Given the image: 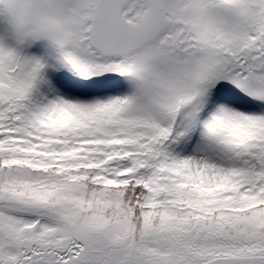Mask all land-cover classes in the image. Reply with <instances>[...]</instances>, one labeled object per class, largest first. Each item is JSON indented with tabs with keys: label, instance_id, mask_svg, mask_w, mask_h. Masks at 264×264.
I'll return each instance as SVG.
<instances>
[{
	"label": "snow or ice",
	"instance_id": "1",
	"mask_svg": "<svg viewBox=\"0 0 264 264\" xmlns=\"http://www.w3.org/2000/svg\"><path fill=\"white\" fill-rule=\"evenodd\" d=\"M0 264H264V0H0Z\"/></svg>",
	"mask_w": 264,
	"mask_h": 264
}]
</instances>
